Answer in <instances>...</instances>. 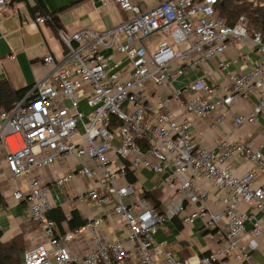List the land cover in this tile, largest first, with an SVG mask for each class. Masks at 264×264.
<instances>
[{"label": "built area", "instance_id": "2783aa9c", "mask_svg": "<svg viewBox=\"0 0 264 264\" xmlns=\"http://www.w3.org/2000/svg\"><path fill=\"white\" fill-rule=\"evenodd\" d=\"M99 1L114 3L129 17L105 30L81 29L70 35L60 30L61 58L43 56L46 74L9 112L0 108V143L11 180L73 157L79 167L57 176L55 184L63 186L76 176L89 179L92 184L77 200L111 203L126 226L125 235L103 244L97 233L100 217L61 232L48 216L54 204L47 186L30 181L27 193L15 190L13 197L26 203L27 217L40 227L44 241L23 251L22 264H190L173 258L166 241L153 238L174 217L184 224L198 219L217 237L216 246L195 264L226 258L251 264L243 239L264 237V185L254 184L264 175V154L260 147L225 134L214 147H205L189 130L193 118L218 110L216 122H223L235 102L248 96L256 102L232 117V126L254 124L264 113L263 33L252 30L244 15L228 24L215 14L217 0H164L146 9L132 0ZM250 1L252 7L264 6V0ZM7 6L8 0H0V13ZM155 33L164 39L149 51L143 38ZM246 42L249 49L239 50ZM230 47L236 55L218 62L215 83L208 72L167 95L155 92ZM105 49L124 55V64L109 60ZM82 99L88 111L80 108ZM236 157L256 169L237 172L232 164ZM139 168L164 174L163 184L173 188L176 198L157 209L140 188L121 182L128 170ZM200 181L224 194L211 196ZM210 196L221 204L219 210L209 207ZM82 229L91 234L95 248L72 255L68 243Z\"/></svg>", "mask_w": 264, "mask_h": 264}, {"label": "crops", "instance_id": "0c3cea01", "mask_svg": "<svg viewBox=\"0 0 264 264\" xmlns=\"http://www.w3.org/2000/svg\"><path fill=\"white\" fill-rule=\"evenodd\" d=\"M76 1L43 0L48 11L57 12L62 25L61 31L67 35L81 29L105 30L122 23L129 17V13L121 11L111 2L101 4L99 0ZM132 1L139 4L142 9H146L164 0H155L149 5L146 4V0ZM26 3L32 5L33 0L12 3L8 0L7 8L0 13V78H7L14 88L34 84L46 74V69L41 62L43 56L51 53L56 58H61L64 52V46L59 36L45 22L35 21L37 16L33 17L29 13ZM156 34L163 40V35ZM155 42V40L147 39L144 44L149 51H153L157 44ZM250 44V42L242 43L238 48L241 51H246L249 49ZM103 54L111 61H121L122 64L125 62L124 55L121 59L116 60L115 57L119 53H112L111 49L103 50ZM235 55L234 48L230 47L219 57L209 59L198 71L186 72L183 76L178 77L176 81L155 92H158L161 96L167 95L171 88L179 87L188 79L202 76L208 72L215 83L218 76L216 72L218 62L229 60ZM229 68L233 69L235 66L231 64ZM65 102L68 103V101ZM255 102L252 96L238 99L221 123L216 122L220 110L209 113L205 117L193 118L189 132L194 139L205 147H214L216 139L225 134L231 140L251 144L253 147H260L264 154V113L259 116L256 123L251 125H242L235 128L231 123L232 117L239 112L250 109ZM80 104L82 110L88 111L84 99L80 101ZM3 157L4 149L0 143V196L2 199L0 203V241H8L15 235L20 234L25 249L44 241L40 227L27 217L28 208L26 203L17 201L13 197L15 190L27 193L30 190V181L41 182L47 186L51 202L55 208L61 209L66 220L72 217V213L76 214L77 221H85L84 223L98 217L102 218L97 233L103 244L124 238L126 226L118 215L113 212L111 203L98 204L88 200H77L76 196L81 192H85L92 184L89 179L76 176L63 186L55 184L54 181L57 176L72 167H79L73 157H62L51 166L42 170H33L30 174L17 180L10 179V173ZM232 164L237 172L244 171L247 168L256 169L255 164L247 162L241 157L234 158ZM134 172L135 181L128 182L125 178L121 182L132 183L144 193L149 194L150 198L157 199L160 208L176 198V192L173 188L163 184L164 174H154L144 168L136 169ZM200 182L211 196L216 197L224 194L214 189L210 183ZM254 184L264 185V175L259 176ZM211 196L207 200L209 207L212 210H219L221 204L215 203ZM62 224L66 230V223L62 222ZM245 227H250L248 222L245 223ZM67 231L71 230L68 228ZM153 238L155 241H166L173 258L177 260L188 259L190 264L197 263L202 255L208 253L217 244V237L213 232L205 230L200 220L197 219L191 224H184L179 217L165 221L164 225L157 229ZM243 240L250 247L252 253L251 264H264V237L251 238L245 236ZM68 246L72 255L82 256L93 250L95 243L91 234L82 229L74 235ZM233 263V259L226 258L215 264Z\"/></svg>", "mask_w": 264, "mask_h": 264}, {"label": "trees", "instance_id": "16d2710c", "mask_svg": "<svg viewBox=\"0 0 264 264\" xmlns=\"http://www.w3.org/2000/svg\"><path fill=\"white\" fill-rule=\"evenodd\" d=\"M80 0H77L78 2ZM12 2H26V0H10ZM29 13L35 16L47 15L44 22L58 35L62 25L57 12H50L45 7L43 0H33V4L26 3ZM215 14L221 16L225 21L232 25L236 23L237 18L240 15H244L247 18V22L252 30L261 31L264 36V6L252 7L250 0H217L214 6ZM33 84L27 85L21 88H14L7 78H0V108L5 112H9L19 101H21ZM33 98V96H31ZM135 170H128L126 173V180L128 182L135 181ZM143 195L151 202L155 208H159V201L154 198H150L149 194ZM2 202L0 196V203ZM48 216L55 220L59 230L61 232L69 230H75L81 228L85 221H77V216L72 213V217L68 220L65 219L60 208L53 207ZM62 222L66 223L65 226ZM1 233V232H0ZM25 250L22 243L20 234L15 235L8 241H0V264H22V253Z\"/></svg>", "mask_w": 264, "mask_h": 264}, {"label": "rangeland", "instance_id": "374dc122", "mask_svg": "<svg viewBox=\"0 0 264 264\" xmlns=\"http://www.w3.org/2000/svg\"><path fill=\"white\" fill-rule=\"evenodd\" d=\"M155 0H146V4L147 5H149V4H151L152 2H154ZM155 40L156 42H155V44L156 43H158L159 42V40L161 41V37L160 36H158L156 33L155 34H153V35H151V36H148V37H145V38H143V41L145 42L146 40ZM164 39V38H163ZM243 52H244V50H243ZM122 54L121 53H119L118 54V56L117 57H115L116 58V60L117 59H121L122 58ZM81 105V104H80Z\"/></svg>", "mask_w": 264, "mask_h": 264}]
</instances>
